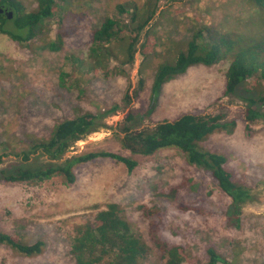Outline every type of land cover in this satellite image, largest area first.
<instances>
[{
  "label": "rangeland",
  "instance_id": "rangeland-1",
  "mask_svg": "<svg viewBox=\"0 0 264 264\" xmlns=\"http://www.w3.org/2000/svg\"><path fill=\"white\" fill-rule=\"evenodd\" d=\"M18 1L27 12L36 8L35 0ZM122 1L129 0H65L60 16L67 36L58 52L47 49L56 20H46L45 28L25 43L0 32V155L5 154L0 156V171L60 165L83 151L116 153L137 163L132 171L109 158L79 165L71 188L59 177L39 184L0 185V232L17 233L29 244H44L43 252L30 258L0 247V264H73L69 251L76 228L110 203L124 207L133 229L152 247L145 264L163 262L149 240V221L136 211L139 205L158 207L163 214L160 236L186 246L201 264L208 262L209 247L227 264H264V120L248 123L246 103L224 94L228 63L193 67L168 82L156 99L151 94L157 67L163 62L174 64L198 27L214 26L236 45L264 42V9L252 0H159L136 45L134 60L122 67V74L110 70L107 77L83 75L82 98L78 91L59 88L58 75L68 67L65 57L84 59L92 31ZM132 1L138 7L143 2ZM13 19L12 13L3 30L25 37L27 29H17ZM147 29L158 46L156 42L155 53L145 60L138 49ZM253 83L249 79L246 87ZM114 106L118 108L113 114L104 115L105 126L73 144L60 160L49 159L41 150L29 154L28 160L17 156L28 149V141L47 139L57 121L74 118L73 110L97 114ZM129 112L132 118L125 121ZM186 114L221 116L220 123H233L231 133L214 132L199 144L205 151L224 155V168L248 190L251 199L238 209L220 192L209 170L187 165L180 152L163 150L145 157L122 147L127 134L150 133L156 125ZM183 177L187 189L179 191L176 199L167 197ZM185 207L196 208L184 211ZM228 211L236 212L231 215L240 219L239 226H227Z\"/></svg>",
  "mask_w": 264,
  "mask_h": 264
},
{
  "label": "trees",
  "instance_id": "trees-1",
  "mask_svg": "<svg viewBox=\"0 0 264 264\" xmlns=\"http://www.w3.org/2000/svg\"><path fill=\"white\" fill-rule=\"evenodd\" d=\"M158 1L143 0L139 7L132 0L122 1L109 10L99 27L91 33L86 57L84 59L72 55L65 57L68 67L58 75L59 88L69 93L78 91V96L82 98L86 91L81 80L83 75L92 76L100 73L107 77L110 70L113 74H122V67L134 60L136 45L142 31L153 18ZM252 1L264 9V0ZM35 2V10L27 12L18 0H0V8L13 13L14 25L19 30L27 29V35L22 38L18 34L3 30L4 24L9 21L4 14L0 15V32L13 41L25 43L37 36L38 29L45 28L42 24L46 20H56L55 34L47 49L58 52L63 48L67 36L62 26L63 18L60 16L65 0ZM154 39L155 36L147 29L138 49L140 56L145 60L155 53L157 40ZM248 44L250 42L245 41L236 45L232 37L220 33L214 26L198 27L189 40L186 51L178 54L174 64L163 62L157 67L151 85L152 98L159 97L168 82L185 74L189 69L196 66L211 67L226 61L228 68L224 74V94L246 103L245 120L248 123L264 120V42L250 47ZM249 79H254L255 83L246 87ZM258 80L261 84L257 82ZM117 108L114 106L105 113L97 114L73 110L74 118L57 121L51 127L47 139L28 141V149L17 156H23L24 160H28L29 154L41 150L49 159L60 160L73 144L95 132L97 128L105 126L104 115L113 114ZM131 118L132 113L129 112L125 116V121ZM220 120L221 116L196 117L186 114L175 121L156 125L150 133L127 134L121 140L122 147L133 154L145 157L163 150L180 152L185 157L187 165L203 167L210 171L212 180L236 210L251 199L248 190L224 168L227 162L224 155L205 151L199 144L214 132L225 131L228 134L232 132L233 123L222 124ZM98 158L114 160L123 164L128 171L137 166L135 161L116 153L83 151L67 158L60 165L47 163L37 169L23 166L14 172L0 171V185L39 184L59 177L65 187L71 188L76 182L75 168ZM187 187L188 181L183 177L169 189L166 196L176 199L178 192L186 190ZM194 208L185 207L183 210H195ZM136 211L149 221L147 234L158 253V259L163 264H201L186 246L171 243L160 236L159 226L163 214L158 207L139 205ZM235 213L227 212L229 223L227 226L230 224L239 226L240 219L231 215ZM43 246L40 241L29 244L17 233L0 232V247H6L24 257L40 255ZM151 253L152 247L133 229L125 216L124 207L117 203L108 204L105 209L96 213L92 221L77 227L69 251L73 264H145ZM206 254L208 262L205 264L217 262L227 264L213 247L207 248Z\"/></svg>",
  "mask_w": 264,
  "mask_h": 264
},
{
  "label": "water",
  "instance_id": "water-1",
  "mask_svg": "<svg viewBox=\"0 0 264 264\" xmlns=\"http://www.w3.org/2000/svg\"><path fill=\"white\" fill-rule=\"evenodd\" d=\"M4 14L7 20H10L12 17V13L9 11H4V9L0 8V15Z\"/></svg>",
  "mask_w": 264,
  "mask_h": 264
},
{
  "label": "flooded vegetation",
  "instance_id": "flooded-vegetation-1",
  "mask_svg": "<svg viewBox=\"0 0 264 264\" xmlns=\"http://www.w3.org/2000/svg\"><path fill=\"white\" fill-rule=\"evenodd\" d=\"M4 11H6V10L4 9Z\"/></svg>",
  "mask_w": 264,
  "mask_h": 264
}]
</instances>
